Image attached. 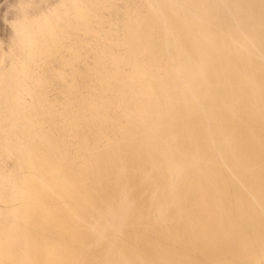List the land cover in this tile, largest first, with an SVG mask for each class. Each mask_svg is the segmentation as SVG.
Instances as JSON below:
<instances>
[{
	"label": "rangeland",
	"instance_id": "1",
	"mask_svg": "<svg viewBox=\"0 0 264 264\" xmlns=\"http://www.w3.org/2000/svg\"><path fill=\"white\" fill-rule=\"evenodd\" d=\"M245 36L264 43V0H0V264H110L98 256L117 217L155 212L143 183H159V161L136 137L154 94L170 84L201 106L236 103L201 86L200 57L208 43L246 50ZM17 99L35 125L29 161ZM196 163L189 174L205 177Z\"/></svg>",
	"mask_w": 264,
	"mask_h": 264
},
{
	"label": "bare ground",
	"instance_id": "2",
	"mask_svg": "<svg viewBox=\"0 0 264 264\" xmlns=\"http://www.w3.org/2000/svg\"><path fill=\"white\" fill-rule=\"evenodd\" d=\"M243 41L246 50L235 44L223 48L225 53L219 52V44L208 43L206 50L202 48L208 52L206 58L200 57L201 66L209 68L202 72L209 78L201 86L210 81L215 92L240 97L236 103L201 106L170 84L162 86V99L154 94L156 103L137 126L143 132L136 137L149 144L159 161V183H143L155 212L149 213V205L141 207L143 223L117 217L119 224L104 238V251L98 256L102 262L264 264V43L249 36ZM35 50L34 58L42 53L38 46ZM244 61H251L252 67ZM23 79H28L27 86L30 80L35 86L41 82L28 73ZM16 107L19 112L12 123L24 128L20 154L29 161L34 149L28 128L34 123L24 126V101L17 99ZM170 129L187 144L183 154L175 156L177 135ZM216 143L218 149L213 147ZM195 162L207 170L205 177L189 174L188 166Z\"/></svg>",
	"mask_w": 264,
	"mask_h": 264
}]
</instances>
